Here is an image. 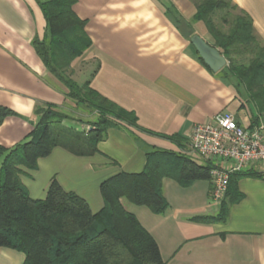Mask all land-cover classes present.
Instances as JSON below:
<instances>
[{
  "label": "crops",
  "instance_id": "crops-1",
  "mask_svg": "<svg viewBox=\"0 0 264 264\" xmlns=\"http://www.w3.org/2000/svg\"><path fill=\"white\" fill-rule=\"evenodd\" d=\"M45 1L0 0V106L17 114L0 126V148L29 139L39 105L63 108L72 103L75 115L88 117L66 98L65 86L47 71L35 50V40H42L46 32L41 9ZM231 2L251 17L255 35L264 44V0ZM74 11L86 21L93 43L85 59L96 62L94 69L81 74L83 84L90 80L102 96L135 114L141 128L177 135L188 145L193 128L221 112L233 113L245 127L253 126L254 110L245 91L207 68L191 44L192 29L215 47L205 25L193 22L194 1L76 0ZM82 61L77 59L72 69ZM98 149L88 157L64 147L54 149L39 160L36 171L24 173L22 181L30 196L44 199L55 178L97 213L104 206L102 182L120 172L141 173L149 154L168 151L196 157L185 155L169 140L124 124L109 129ZM237 187L243 198L230 206L223 223L195 221L216 216L222 207L223 201H213L209 181L185 188L164 179L169 208L160 215L122 203L154 237L166 264H264V179L243 177ZM24 263L23 253L0 248V264Z\"/></svg>",
  "mask_w": 264,
  "mask_h": 264
},
{
  "label": "trees",
  "instance_id": "trees-1",
  "mask_svg": "<svg viewBox=\"0 0 264 264\" xmlns=\"http://www.w3.org/2000/svg\"><path fill=\"white\" fill-rule=\"evenodd\" d=\"M75 4L76 0L41 3L46 32L42 40H35L34 47L47 71L65 86L66 98L88 115L80 122L90 123L92 129L84 134L75 128L53 126L69 117L61 113L60 107L43 104L35 108L29 139L12 148H0V248L23 253L24 264H166L154 237L122 200L146 207L153 214H163L169 208L163 194L164 179L185 188L196 181L211 182V162L200 165L190 157L168 151L149 154L141 173L120 172L102 182L104 206L97 213L55 178L41 200L33 199L22 181L26 171H36L39 160L49 157L57 147L81 157L98 154L108 130L120 124L169 140L183 150L188 146L177 135L141 128L135 114L102 96L90 80L80 85L69 75L72 64L93 46L86 21L74 11ZM193 22L205 25L215 48L227 59V66L219 74L245 91L246 101L254 110L253 126L264 125V44L255 35L251 17L231 0H199ZM193 35L191 29L190 37ZM41 113L44 118L38 122ZM12 116L17 114L0 106V126ZM243 177L264 179V173L247 170L231 175L220 212L195 221L226 222L230 206L243 198L237 187Z\"/></svg>",
  "mask_w": 264,
  "mask_h": 264
},
{
  "label": "built area",
  "instance_id": "built-area-1",
  "mask_svg": "<svg viewBox=\"0 0 264 264\" xmlns=\"http://www.w3.org/2000/svg\"><path fill=\"white\" fill-rule=\"evenodd\" d=\"M185 155L213 164L211 197L224 200L231 175L261 168L264 172V125L245 127L231 112H221L193 128Z\"/></svg>",
  "mask_w": 264,
  "mask_h": 264
},
{
  "label": "rangeland",
  "instance_id": "rangeland-1",
  "mask_svg": "<svg viewBox=\"0 0 264 264\" xmlns=\"http://www.w3.org/2000/svg\"><path fill=\"white\" fill-rule=\"evenodd\" d=\"M191 1H194V5L196 6V3L199 0H191ZM215 22L217 25L222 24L221 22H218V21H215ZM85 54L81 57L83 61L80 64L76 65L75 70H73L71 68L70 72L68 71L69 75H71V77L79 84H83V82H84V80H82V78H81V74H83V73L86 74L87 71L94 69L96 67V62H94V60H92V59H85ZM234 58L239 62L241 61L240 57H234ZM247 60H248V57H247ZM59 110L61 111L62 114L67 115L69 117V120L68 121L66 120V121H63L60 123H54L53 126L59 127V128H65V127L71 128V129L75 128V129H77L76 130L77 132H80V133L83 132L84 134H89L91 132V129H92L91 124L90 123L89 124L88 123L82 124L80 122V119H84V117L82 115H75L76 113L72 112L73 111L72 103H69V106H67V107L59 108ZM42 118H44V113H41L39 115V117L37 118L38 122ZM194 159L200 165L205 164V161L202 160L198 156H196ZM127 205L131 206V208H134V210L136 209L135 206L129 204L128 202H127Z\"/></svg>",
  "mask_w": 264,
  "mask_h": 264
},
{
  "label": "water",
  "instance_id": "water-1",
  "mask_svg": "<svg viewBox=\"0 0 264 264\" xmlns=\"http://www.w3.org/2000/svg\"><path fill=\"white\" fill-rule=\"evenodd\" d=\"M190 41L199 54V57L203 60L204 64L213 73H219L227 66V59L221 54V52L217 48L208 44L199 35H193Z\"/></svg>",
  "mask_w": 264,
  "mask_h": 264
}]
</instances>
